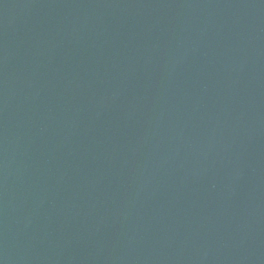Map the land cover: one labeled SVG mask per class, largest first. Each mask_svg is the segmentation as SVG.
Wrapping results in <instances>:
<instances>
[{"label":"water","instance_id":"1","mask_svg":"<svg viewBox=\"0 0 264 264\" xmlns=\"http://www.w3.org/2000/svg\"><path fill=\"white\" fill-rule=\"evenodd\" d=\"M0 264H264V0H0Z\"/></svg>","mask_w":264,"mask_h":264}]
</instances>
